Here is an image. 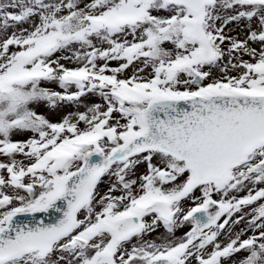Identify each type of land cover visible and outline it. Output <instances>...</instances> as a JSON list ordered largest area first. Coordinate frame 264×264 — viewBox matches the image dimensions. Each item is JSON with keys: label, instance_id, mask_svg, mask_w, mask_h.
I'll list each match as a JSON object with an SVG mask.
<instances>
[{"label": "snow or ice", "instance_id": "1", "mask_svg": "<svg viewBox=\"0 0 264 264\" xmlns=\"http://www.w3.org/2000/svg\"><path fill=\"white\" fill-rule=\"evenodd\" d=\"M0 264H264V0H0Z\"/></svg>", "mask_w": 264, "mask_h": 264}]
</instances>
